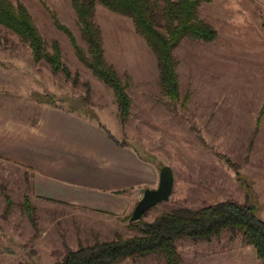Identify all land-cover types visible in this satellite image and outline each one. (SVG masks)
I'll list each match as a JSON object with an SVG mask.
<instances>
[{"label":"rangeland","instance_id":"obj_1","mask_svg":"<svg viewBox=\"0 0 264 264\" xmlns=\"http://www.w3.org/2000/svg\"><path fill=\"white\" fill-rule=\"evenodd\" d=\"M10 1L26 7L48 51L58 44L66 71L53 73L33 61L27 45L0 27V129L7 121L34 123L44 106L92 113L158 174L162 166L172 170L168 201L145 212V222L164 211L223 201L245 203L264 221V16L244 0L201 4L199 15L217 37L211 43L183 39L174 50L180 99L172 105L160 92L155 56L131 21L97 5L93 20L105 59L128 81L131 110L121 121L113 92L78 61L53 23L51 14L86 49L69 0ZM131 213L115 217L42 202L34 197L30 173L0 158V264H55L79 246L131 237ZM175 244L181 264H262L238 232ZM113 264L164 261L149 255Z\"/></svg>","mask_w":264,"mask_h":264},{"label":"trees","instance_id":"obj_2","mask_svg":"<svg viewBox=\"0 0 264 264\" xmlns=\"http://www.w3.org/2000/svg\"><path fill=\"white\" fill-rule=\"evenodd\" d=\"M69 2L76 17L79 37L86 49L78 44L71 30L51 14L53 23L67 36L78 61L113 92L121 121L128 118L131 110L128 81H122L105 59L101 29L93 20L97 5L131 21L134 31L143 38L155 56L160 92L172 105L180 99L174 50L183 39L211 43L217 37L216 31L201 19L198 12L201 4L210 0ZM0 27L27 45L33 61L45 62L53 73L66 71L58 44L52 43L51 52L47 50L45 41L23 4L0 0ZM188 99V96L184 98L182 107ZM89 116L94 117L92 113ZM6 200L10 206V200L7 197ZM25 208L28 214L32 213L29 204ZM142 217L135 222L129 220L128 226L136 232L135 235L123 238L117 234L109 241L79 246L76 250L67 251L55 264H113L149 255H158L164 264H181L175 244L177 239L209 240L223 231L240 233L242 240L254 249L257 258L264 264V221L256 218L254 209L249 205L223 201L198 210L177 208L164 211L152 222H145Z\"/></svg>","mask_w":264,"mask_h":264},{"label":"crops","instance_id":"obj_3","mask_svg":"<svg viewBox=\"0 0 264 264\" xmlns=\"http://www.w3.org/2000/svg\"><path fill=\"white\" fill-rule=\"evenodd\" d=\"M244 1L264 16V0ZM34 122L2 124L0 158L30 173L36 199L120 217L133 210L143 189L158 185L154 164L95 118L44 106Z\"/></svg>","mask_w":264,"mask_h":264},{"label":"water","instance_id":"obj_4","mask_svg":"<svg viewBox=\"0 0 264 264\" xmlns=\"http://www.w3.org/2000/svg\"><path fill=\"white\" fill-rule=\"evenodd\" d=\"M174 178L169 166H162L158 174V185L155 189H143L142 197L132 210L130 221L135 222L153 206L168 201L173 190Z\"/></svg>","mask_w":264,"mask_h":264}]
</instances>
